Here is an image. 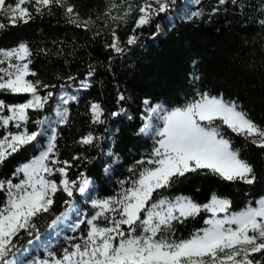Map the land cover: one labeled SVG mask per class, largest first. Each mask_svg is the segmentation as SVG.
<instances>
[{"label":"trees","instance_id":"obj_1","mask_svg":"<svg viewBox=\"0 0 264 264\" xmlns=\"http://www.w3.org/2000/svg\"><path fill=\"white\" fill-rule=\"evenodd\" d=\"M186 1L189 0H176L168 12L135 32L138 6L143 0H67L82 22L90 20L91 23L82 27L70 24L64 9L57 6L50 13L45 9L43 15L34 14L27 24L0 30V50L27 44L33 52L30 67L37 74L29 79L49 86L39 89L41 96L48 92L54 94L43 110H29V132L40 131L42 124L36 122L52 113L63 89L78 87L82 82L90 85L80 99L69 104L68 122L58 126L56 147L59 160L72 165L68 169L69 179L79 181L81 174L90 179L92 194L98 200L116 198L123 189L131 187V182L147 166L138 162L151 158L157 139L140 133L146 116L145 99L151 102L150 107L162 104L170 110L198 98L197 92H206L236 102L253 121L264 127V25L260 23L264 20V0H236L235 3L227 0L224 4L219 0H199L195 7L186 5ZM129 4L133 9L131 14L121 19ZM189 11L201 14L188 16ZM112 16L118 19L113 20ZM0 22L8 23L2 17ZM113 30L124 48L120 54L109 47ZM131 35L138 39L128 45ZM197 76L199 79L194 78ZM120 96L124 99L120 100ZM29 98L0 92V100L7 105L23 103ZM93 104L103 109L104 123L92 122ZM9 114L5 110L4 115ZM7 131L18 130L14 123L10 124L7 130L0 129V138ZM220 131L239 151L241 159L253 166L256 182L247 185L211 174L192 173L155 193L154 201L187 197L203 205L216 195L231 201L230 211L239 212L264 197V150L226 126ZM89 133L97 138L94 144H80ZM46 140L45 136H38L32 144L10 156L0 166V180L12 179L18 183L19 179L13 177L15 170L35 157L45 147ZM77 156L80 159H74ZM52 178L60 179L59 174ZM5 199V193L0 192V205ZM54 200L49 213L34 219L35 228L30 234L22 231L14 239L16 247L9 254V260L30 242L46 236L72 203H82L84 199L78 192L71 198L58 192ZM209 215L201 212L183 223H174V238L188 239L205 227L204 220ZM104 223L98 220L101 226ZM87 231L88 225L82 224L62 239L52 253L61 257L65 248L71 250L72 244L81 243ZM40 256L44 258L43 254Z\"/></svg>","mask_w":264,"mask_h":264},{"label":"snow or ice","instance_id":"obj_2","mask_svg":"<svg viewBox=\"0 0 264 264\" xmlns=\"http://www.w3.org/2000/svg\"><path fill=\"white\" fill-rule=\"evenodd\" d=\"M226 2L219 0L221 4ZM175 4L176 0H143L138 6L139 15L133 32L149 25ZM57 6L64 9L70 24L82 27L91 23L90 20L82 22L67 0H14L13 3L0 0V17L8 21L7 24L0 22V30L27 24L34 14L43 15L45 9L50 13ZM132 10L129 4L120 18L126 19ZM200 14L193 12L191 15ZM112 19L118 17L112 16ZM260 23L264 25V20ZM112 37L109 47L117 54L122 53L124 48L115 30ZM137 39L136 35H131L126 43L133 45ZM32 55V50L25 43L10 50H0V92L30 97L14 105L0 100V129L7 130L14 123L18 130L7 131L0 138V166L42 134L29 132V110H43L54 95L48 92L41 96L39 89L49 86L29 79L37 75L30 67ZM194 78L199 79L198 76ZM89 86L82 82V87ZM197 97L183 107L170 110L162 105L148 107L151 102L143 101L146 116L140 133L148 134L154 129L158 139L151 158L138 162L147 165L139 178L116 198L92 202L99 211L91 219L78 220L72 227L75 231L81 224L88 225L81 243L72 244L71 250L65 248L61 257L49 252L51 259L35 261L34 264H264V197L239 212L230 211L231 201L216 195L203 205L187 197H179L175 201L165 198L153 200L155 193L170 188L175 180L192 173L211 174L228 182L239 181L247 185L256 182L253 166L241 159L239 151L224 138L220 129L226 126L232 133L264 150V127L253 121L234 101L210 96L206 92H197ZM60 99L61 107L54 109L55 119L49 123L50 136L46 146L29 163L15 170L13 177L19 179L18 183H13L12 179L0 180V192L6 196L0 205V264H12L8 257L16 247L14 239L22 231L30 234V230L35 228L34 219L50 212L58 192L71 198L76 192L85 194L89 188L90 181L83 174L79 181L70 180L68 169L72 165L58 158L57 129L67 124L69 115L68 109L63 107L69 103V98L61 96ZM5 110L10 114L4 115ZM91 113L93 123H104L101 119L103 109L99 104L91 106ZM154 118L162 121V125L154 126L151 123ZM96 139L89 133L79 143L93 145ZM57 174L59 181L52 178ZM121 183L123 185L124 182ZM201 212L210 214L204 220L205 227L188 239H175L173 224L195 218ZM98 220H103L104 225L96 223ZM257 256L260 259H255Z\"/></svg>","mask_w":264,"mask_h":264},{"label":"rangeland","instance_id":"obj_3","mask_svg":"<svg viewBox=\"0 0 264 264\" xmlns=\"http://www.w3.org/2000/svg\"><path fill=\"white\" fill-rule=\"evenodd\" d=\"M198 1L199 0H189V1H186L185 4L190 6V7H195L198 4ZM193 12L194 11H189L188 16L191 15ZM188 16H186V17H188ZM2 18L6 19L5 17H2ZM87 89H88V87H86V88L82 87V84L78 87L69 86V87L63 89L57 97V101L55 103L54 109L61 107V99H60L61 96L69 98V103L66 105H63V107L68 109L69 104H71L72 102H76L78 99H80L83 96V93L87 91ZM73 96L76 97L75 100L71 99V97H73ZM157 105H162V104H157ZM162 106L165 109H167L164 105H162ZM148 107H150V106H148ZM54 109H53L52 113L43 120V121H47V123L42 124L41 129L39 131L42 133L40 136L46 137V139H47L46 144L48 141V137L50 136L49 123H52L55 119ZM68 113H69V111H68ZM144 123H145V120H144ZM151 123L156 127L162 125V121L158 120L157 118H154ZM143 135L146 138L158 139V137H156L154 135V129H153V132H150L148 134H143ZM46 144H45V146H46ZM43 148H41V150H43ZM38 155H39V153L36 156H38ZM35 157H33V158H35ZM30 161H28L27 163H29ZM88 180L90 181V185H89L87 192L83 195L78 193L84 199L83 202L82 203H79V202L72 203L70 205V207L61 215V217L53 224V226L51 227L49 232L46 234V236L38 237L34 241L30 242L20 254H17L16 256H14L10 259L12 264H34L35 261L51 259L48 255L49 252H52V249L62 239L68 238L69 233H73V232H76L78 230L77 229V230L73 231L72 230L73 225L80 219H85V221L87 219H91L95 215V213L99 211V209L93 207L92 202L95 200H98V199L95 197V195L92 194V182L90 179H88ZM173 201H175V200H173ZM62 219H64L65 223L61 224L59 226V228L57 229V231L54 232L52 230V228L54 227V225L58 221H60ZM96 223H98V221H96ZM41 254L44 255V258L40 256Z\"/></svg>","mask_w":264,"mask_h":264},{"label":"bare ground","instance_id":"obj_4","mask_svg":"<svg viewBox=\"0 0 264 264\" xmlns=\"http://www.w3.org/2000/svg\"><path fill=\"white\" fill-rule=\"evenodd\" d=\"M64 223H65L64 219L58 221V222L54 225V227L52 228V230H53L54 232L57 231V229L59 228V226H60L61 224H64Z\"/></svg>","mask_w":264,"mask_h":264}]
</instances>
